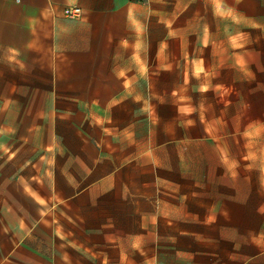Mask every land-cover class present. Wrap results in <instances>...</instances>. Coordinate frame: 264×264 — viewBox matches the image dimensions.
<instances>
[{
	"label": "crops",
	"instance_id": "0c3cea01",
	"mask_svg": "<svg viewBox=\"0 0 264 264\" xmlns=\"http://www.w3.org/2000/svg\"><path fill=\"white\" fill-rule=\"evenodd\" d=\"M259 12L264 0H0L14 167L0 264H264V234H210L240 220L219 208L239 206L236 148L264 124Z\"/></svg>",
	"mask_w": 264,
	"mask_h": 264
},
{
	"label": "rangeland",
	"instance_id": "374dc122",
	"mask_svg": "<svg viewBox=\"0 0 264 264\" xmlns=\"http://www.w3.org/2000/svg\"><path fill=\"white\" fill-rule=\"evenodd\" d=\"M258 29L255 42L257 56V71L264 72V12L257 14ZM253 43V40H252ZM0 119V223L7 225L9 205L13 200V126L10 115L13 112L2 111ZM13 120V119H12ZM241 158V191L236 202L239 206L219 208L225 210L237 219V222L210 223V234H264V124L251 128L242 135L238 144ZM3 205V206H2ZM217 208V207H216ZM216 210V209H215ZM230 211V212H229ZM236 215H234V214ZM222 226L224 231H222ZM5 233V232H4ZM8 233V232H7ZM168 235L163 234L164 242ZM192 238V236H191ZM179 245L186 242V238L178 239Z\"/></svg>",
	"mask_w": 264,
	"mask_h": 264
},
{
	"label": "built area",
	"instance_id": "2783aa9c",
	"mask_svg": "<svg viewBox=\"0 0 264 264\" xmlns=\"http://www.w3.org/2000/svg\"><path fill=\"white\" fill-rule=\"evenodd\" d=\"M143 1V0H138ZM64 16L68 18H79L82 15L81 8L75 5L65 6L63 9Z\"/></svg>",
	"mask_w": 264,
	"mask_h": 264
}]
</instances>
